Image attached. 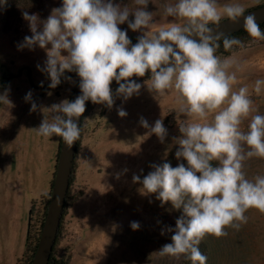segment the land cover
<instances>
[{
  "label": "clouds",
  "instance_id": "clouds-1",
  "mask_svg": "<svg viewBox=\"0 0 264 264\" xmlns=\"http://www.w3.org/2000/svg\"><path fill=\"white\" fill-rule=\"evenodd\" d=\"M149 2L133 0L134 7H122L112 0H63L62 7L52 9L46 20L23 12L32 35L25 36L18 48L39 46L46 51L44 66L37 68L49 78V88H57L62 77L71 81L66 72L80 77L81 95L73 101L40 106L44 119L33 130L45 139L61 137L70 148L81 139L78 120L87 101L111 108L113 80L119 85L115 96L127 101L143 87L132 78L150 72L145 83H150L152 92L160 97L176 94L181 136L174 138L179 146L175 155L187 167L184 163L175 168L167 162L153 164V171L142 180L134 175L133 182L143 185L144 194H157L162 206L171 202L174 209L182 210L176 227L161 231V235L172 233V242L163 245L159 254L207 264V256L199 249L206 236L221 238L228 235L227 228L239 230L247 223L245 213L250 209L264 213V176L250 180L243 171L246 158H264V115H252L257 110L247 86L234 90L237 72L243 68L232 50L243 48L244 42L217 32L224 16L234 23L243 18L244 30L253 41L264 40V31L255 15H245L246 6L241 3L221 6L218 0H175L162 6L172 22L160 24L156 13L147 10ZM126 22L133 32H142L134 45L119 27ZM221 40L223 49L232 55L217 54ZM262 87L264 79H257L256 95ZM8 91L0 94V103L11 105ZM25 100L31 103V112L38 110L31 91ZM117 111L121 118L127 116L123 108ZM181 115L186 119L178 120ZM249 117L245 131L242 124ZM140 123L147 135L155 134L161 143L167 138L163 119L150 126L141 117ZM130 227L136 231L140 224L133 221Z\"/></svg>",
  "mask_w": 264,
  "mask_h": 264
},
{
  "label": "rangeland",
  "instance_id": "rangeland-1",
  "mask_svg": "<svg viewBox=\"0 0 264 264\" xmlns=\"http://www.w3.org/2000/svg\"><path fill=\"white\" fill-rule=\"evenodd\" d=\"M112 2L122 7H134L133 0ZM168 2L175 0H150L147 6L149 12L156 13L155 19L160 24L173 20L163 12L162 6ZM218 3L221 6L241 3L246 6L245 12L264 6V0H218ZM62 4L63 0H19L16 10L8 12L0 3V78L3 75L4 80H9L27 73L29 78L40 84L49 80L37 68V65L44 66L46 51L39 46L34 50L18 48L25 36L32 35L23 12L39 14L41 20H46L52 9L62 7ZM129 19L134 20V16L130 15ZM226 19L224 16L221 21ZM119 27L127 31L133 45L142 35V32L128 28L127 22ZM261 30L264 31V27ZM236 38L244 42V47L234 46L232 50L243 68L237 72L234 90L247 86L257 110L252 115H264V87L260 95L254 92L255 81L264 79V40L253 41L248 33ZM224 51L221 46L217 54L222 57L232 55V52ZM146 75L132 78L143 87L138 95L127 101L115 96L119 87L115 80L111 84L115 101L111 108L88 101L66 206L51 255L54 259L52 264H192L186 256L177 259L159 254L163 245L172 242V233L165 231L161 235V231L168 226L174 229L182 210L174 209L171 202L162 206L156 199L157 194H144L143 185L133 182L134 175L142 180L153 171V164L167 162L175 168L184 163L187 167V162L177 160L175 155L179 146L174 138L181 136L176 94L157 96L148 88L150 83L148 86L145 83L149 80H145ZM65 76L71 77V81L62 77L58 87L64 89L70 101L80 77L75 72H66ZM120 108L127 113L126 117L118 115ZM141 117L150 126L163 119L168 131L163 143L155 134L147 135L148 130L141 126ZM179 118L186 119L183 115ZM250 118L242 124L245 131ZM247 151L249 149L245 146V153ZM243 165L246 178L254 180L257 176H264V158L248 157ZM51 192L33 202L26 247L15 264H32L46 221ZM245 215L248 221L239 230L227 228L225 237L204 238L199 249L207 256V264H264V213L253 208ZM133 221L139 222V230L134 231L130 227Z\"/></svg>",
  "mask_w": 264,
  "mask_h": 264
},
{
  "label": "crops",
  "instance_id": "crops-1",
  "mask_svg": "<svg viewBox=\"0 0 264 264\" xmlns=\"http://www.w3.org/2000/svg\"><path fill=\"white\" fill-rule=\"evenodd\" d=\"M2 77L0 94L9 90L11 105L0 103V264H15L26 247L32 204L51 192L62 139H45L33 130L44 119L39 107L69 97L61 87H41L27 73L9 80ZM44 82L49 84L48 79ZM29 91L38 105L36 112L25 100Z\"/></svg>",
  "mask_w": 264,
  "mask_h": 264
},
{
  "label": "water",
  "instance_id": "water-1",
  "mask_svg": "<svg viewBox=\"0 0 264 264\" xmlns=\"http://www.w3.org/2000/svg\"><path fill=\"white\" fill-rule=\"evenodd\" d=\"M255 15L257 18V23L259 25L264 24V6L252 9L245 12V15ZM210 27L215 28V25H210ZM244 30L243 18L239 23H234L229 19L221 21V26L217 34L225 35H235L241 33ZM198 39V37H193ZM80 81L77 84L71 100L76 99L77 96L81 95V90L79 87ZM88 101L86 102L85 108L87 107ZM84 114L79 117V126L81 128ZM79 140L76 141L70 148L65 144L63 139H61L60 153L58 157V164L56 168V176L54 179V184L51 192V199L47 211L46 221L41 233L40 241L34 255L32 264H49L51 255L58 237L64 209L66 206V201L68 197V192L70 188L71 177L73 173V167L75 163V158L77 154Z\"/></svg>",
  "mask_w": 264,
  "mask_h": 264
},
{
  "label": "trees",
  "instance_id": "trees-1",
  "mask_svg": "<svg viewBox=\"0 0 264 264\" xmlns=\"http://www.w3.org/2000/svg\"><path fill=\"white\" fill-rule=\"evenodd\" d=\"M18 1L19 0H6V2H2V5L5 7V9L8 11V12H14L15 10H16V5L18 4ZM264 27V24H261L260 25V28H263ZM241 34L242 35H244V34H247V32L245 31V30H243V31H241V33H237V34H235V35H232L231 37H238V36H241ZM220 44H221V46H222V48H223V44H222V40L220 41ZM224 50V49H223ZM225 53H229V52H226V51H224ZM150 76H151V73L149 72V73H147V75H146V77H145V80H148V79H150ZM78 144H80V140H79V143ZM60 153V152H59ZM52 260H54L53 259V257L51 256V259H50V263L49 264H52Z\"/></svg>",
  "mask_w": 264,
  "mask_h": 264
}]
</instances>
